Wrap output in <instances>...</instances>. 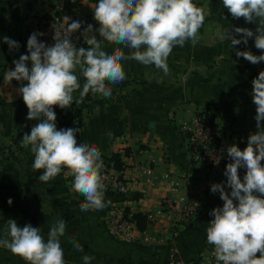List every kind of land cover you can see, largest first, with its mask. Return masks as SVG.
Wrapping results in <instances>:
<instances>
[{
    "label": "crops",
    "instance_id": "0c3cea01",
    "mask_svg": "<svg viewBox=\"0 0 264 264\" xmlns=\"http://www.w3.org/2000/svg\"><path fill=\"white\" fill-rule=\"evenodd\" d=\"M96 2L98 0H92L86 5V11L98 29L92 9ZM201 7L205 10V21L197 43L187 41L183 47L173 48L167 60V74L154 65L122 61L126 79L121 83L141 81L142 84L134 85L123 101L114 96L119 93L120 83L111 85L113 97L97 96L92 105L93 113L81 120L79 126L70 123L66 127L80 128L78 141L98 147L101 158L117 154L124 168L136 163L129 159L131 155L138 149L145 150L138 160L145 165L149 158L155 160L150 166V176L139 177L127 171L130 185L126 193L104 192L105 202L111 201L107 207L81 211L80 204L84 201L80 199L82 195L72 189L74 177L69 169L42 183L38 181L42 170L32 168L34 154L30 146L15 155L0 153V238L5 236L8 219L16 220L20 226L30 223L41 228L45 239L51 225L57 219H64L66 232L61 237V245L66 264H83L85 254L94 257L91 264H167V254L172 248L185 261L202 249L206 229L214 218L209 213L223 206L219 193L210 191L211 185L226 181L219 172L191 164L177 128L207 105L215 108L237 132L254 133L256 110L251 103V81L264 70V62L254 65L235 55L236 49L260 55L254 38H249L246 46L241 43L232 48L230 41H221L217 35L232 26L255 31V23L234 19L223 7L222 0H208ZM38 12L35 0H0V143L7 144L18 130L29 128L31 131L38 123L26 119L28 109L17 91L27 81L9 83L5 79L8 70L15 67L13 61L27 54L23 46L24 29L29 17ZM5 36L17 41L19 49L9 51L3 41ZM97 38L100 39L98 33ZM102 47L110 54L117 48L126 56L131 51L107 41H102ZM28 66L31 67L30 61ZM77 75L81 89L73 93L74 103L66 109L54 106L57 127L79 110L85 78L78 70ZM171 178H181L184 187L181 193L202 206V213L182 224L179 237L173 241L142 246L115 239L106 224L109 210L119 207L131 216L157 214L162 200L171 195ZM149 181L153 184L149 185ZM10 198L11 205L8 204ZM169 223V219H160L155 226L146 224L145 228L161 233ZM71 238L82 245L83 252L73 247ZM0 264H26V261L0 247Z\"/></svg>",
    "mask_w": 264,
    "mask_h": 264
},
{
    "label": "clouds",
    "instance_id": "9594fccd",
    "mask_svg": "<svg viewBox=\"0 0 264 264\" xmlns=\"http://www.w3.org/2000/svg\"><path fill=\"white\" fill-rule=\"evenodd\" d=\"M222 3L234 19L243 18L246 23H255L256 28L253 31L232 26L218 33V38L230 41L232 48L241 43L246 46L249 38H254L260 55L239 49L235 55L254 65L264 62V0H222ZM92 9L99 28L94 29L92 24L83 28L81 35L87 48L76 47L71 39L83 22L65 16L62 31H55L52 45L38 39L44 33L33 32L27 40V54L14 60V69L5 74L9 83L27 81L17 91L28 109L26 119L38 123L23 135L20 146H30L34 154L32 168L42 170L38 181L47 183L63 169H69L74 177L72 189L85 198L80 204L81 211L102 210L111 201L105 202L98 147L78 141L80 128L58 129L56 125L54 106L71 107L73 93L81 89L77 70L85 78L81 99L89 92L109 98L112 95L109 85L126 79L122 61L154 65L167 74V60L173 48L183 47L187 41L195 45L205 21L204 8L194 0H98ZM3 41L9 51L20 47L7 36ZM102 41L123 45L131 50L130 54L126 56L119 48L110 54L102 47ZM251 84L256 131L249 134L243 150L235 144L227 147L230 162L223 173L226 183H213L210 188L223 201L222 207L210 211L214 218L206 229V241L213 246L216 264H264V70ZM215 163H219V158ZM241 168L246 170L243 179L239 175ZM12 203L10 198L8 204ZM65 232L64 219L51 225L47 239L41 228L30 223L20 226L16 220L8 219L0 247L21 257L26 264H66L61 245ZM71 242L77 251L83 252L75 238ZM93 259L87 254L82 257L83 264H91Z\"/></svg>",
    "mask_w": 264,
    "mask_h": 264
},
{
    "label": "built area",
    "instance_id": "2783aa9c",
    "mask_svg": "<svg viewBox=\"0 0 264 264\" xmlns=\"http://www.w3.org/2000/svg\"><path fill=\"white\" fill-rule=\"evenodd\" d=\"M91 1H69L72 8L69 15H64L62 13L64 0H35L39 12L31 15L25 26L23 33L24 51L27 53V40L33 32L44 33L38 39L52 45L55 31H62L65 16L70 17L71 21L83 22L82 28L73 33L71 39L76 47L87 48L88 45L85 43L81 32L88 24H92L95 29V24L86 11V5ZM206 1L208 0H194V3L201 7L202 3ZM253 106L255 105L253 104ZM177 129L182 137L183 146L191 164L204 168L209 172L221 173L224 181L227 178L223 173L226 165L230 162L227 147L233 144L246 147L247 138L250 133H253L241 134L237 132L225 117L215 108L207 105L200 107L189 121L181 123ZM145 153V150L138 149L135 154L129 157L136 163L133 166L123 167L119 170L113 167L110 160L101 158L102 168L100 171L105 185L104 192L126 193L130 185V178H128L130 173L139 177L150 176L152 172L150 166L155 163V160L149 158L148 165L138 160ZM216 158H219L218 164L215 163ZM127 171L130 173H127ZM245 172L244 168L239 169L241 179H243ZM180 180L181 178H171L169 180L171 195L162 200L160 211L157 214L144 215L147 226H155L160 219H169L170 223L161 233L152 232L149 228L138 229L133 217L121 208L116 207L110 209L107 215L106 224L110 234L115 239L142 246L176 240L180 234V226L194 220L203 211L202 206L183 196L181 191L184 187L181 185ZM148 184L152 185L153 182L149 181ZM213 251V246L206 241L202 249L191 260L185 261L172 248L167 254V264H216Z\"/></svg>",
    "mask_w": 264,
    "mask_h": 264
},
{
    "label": "trees",
    "instance_id": "16d2710c",
    "mask_svg": "<svg viewBox=\"0 0 264 264\" xmlns=\"http://www.w3.org/2000/svg\"><path fill=\"white\" fill-rule=\"evenodd\" d=\"M71 8H72V4L68 1V0H64V2H63V10H62V13L64 14V15H69V13H70V10H71ZM133 82H131V81H126V82H123V83H120V86H119V88H118V90H119V93H121V91L124 89V88H126V87H129V86H131V84H132ZM118 93V94H119ZM112 94H113V90H112ZM99 94H92L91 92H89V93H87V94H85V101H89V100H91L93 97H95V96H98ZM119 95H121V94H119ZM124 95V94H123ZM119 96L120 97V99H126V97L127 96H125V98H124V96ZM82 105V108H84L85 106H84V102L81 104ZM81 108V109H82ZM70 121H68V122H65V123H62L60 126H58L57 128L58 129H62V128H66V127H68L69 125H70ZM30 131L29 130H25V131H20V130H18L13 136H12V138L10 139V146L8 147V148H3L2 150H0V153H5V154H10V155H15V154H18V153H21L22 152V150H23V147H21L20 145H21V139H22V137H23V135L25 134V133H29ZM241 150H243L245 147L244 146H242V145H240V146H238ZM105 159H107V160H110L112 163H113V167L116 169V170H119V169H121V168H123L122 167V164H121V162H120V159H119V156L117 155V154H115V155H113V156H111V157H109V158H105ZM81 195V194H80ZM80 199L82 200V201H84V197L83 196H80ZM133 217V219L136 221V224H137V227H138V229H140V230H143L144 228H145V226H146V219H145V216L144 215H142V214H135V215H133L132 216Z\"/></svg>",
    "mask_w": 264,
    "mask_h": 264
},
{
    "label": "rangeland",
    "instance_id": "374dc122",
    "mask_svg": "<svg viewBox=\"0 0 264 264\" xmlns=\"http://www.w3.org/2000/svg\"><path fill=\"white\" fill-rule=\"evenodd\" d=\"M142 84V82L141 81H137L136 83L135 82H133L132 84H131V86L130 87H126V88H124L122 91H121V93H119V94H121V95H119V94H116V95H114V94H112V96L111 97H113V95L114 96H117L119 99H120V97L123 95L124 96V98H125V96H127L126 97V99H124V100H127V98H128V95H129V92L131 91V88L132 87H134V85H137V86H140ZM110 87H111V85H109ZM120 86V85H119ZM112 88V87H111ZM124 91V92H123ZM126 92V93H125ZM100 95V94H99ZM98 95V96H99ZM120 96V97H119ZM97 96H95V97H93L91 100H89V101H85V96L83 97V99H82V101H81V103H80V105H79V110L77 111V112H75V114H72V117H70V119H68V121H70L72 124H75V125H78L79 126V124L81 123V120H83L84 118H86L87 116H88V114H91V113H93V111H92V105L94 104V102H96L97 101ZM121 101H123V99H121ZM84 102V108H82V103ZM82 108V109H81ZM67 121V122H68ZM64 123V122H63ZM25 130H29L30 131V129L29 128H25V129H22V130H20V131H25ZM10 146V141L7 143V144H5V143H0V150H2L3 148H8ZM23 150H24V148H23ZM23 150H22V152H23ZM19 154V153H18Z\"/></svg>",
    "mask_w": 264,
    "mask_h": 264
}]
</instances>
